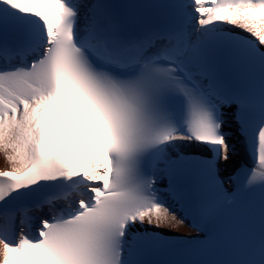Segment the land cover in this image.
I'll list each match as a JSON object with an SVG mask.
<instances>
[{
  "label": "snow or ice",
  "instance_id": "snow-or-ice-1",
  "mask_svg": "<svg viewBox=\"0 0 264 264\" xmlns=\"http://www.w3.org/2000/svg\"><path fill=\"white\" fill-rule=\"evenodd\" d=\"M156 7L191 12L179 27L137 31L107 5L81 27L76 0H0V264H264V199L258 228L233 237L226 259H147L158 238L133 232L183 223L156 187L162 177L209 217L233 204L219 169L233 103L245 131L255 124L246 183L264 192V0ZM68 115L103 141L88 166L73 155ZM197 144L213 159L182 151ZM26 203L49 208L34 232L15 223Z\"/></svg>",
  "mask_w": 264,
  "mask_h": 264
},
{
  "label": "bare ground",
  "instance_id": "bare-ground-1",
  "mask_svg": "<svg viewBox=\"0 0 264 264\" xmlns=\"http://www.w3.org/2000/svg\"><path fill=\"white\" fill-rule=\"evenodd\" d=\"M221 27L222 28H231L230 26H227V25H222ZM72 133L75 134L74 132H72ZM229 139L230 140L233 139L235 141V143L230 148V152H229L230 159L227 162H225V164H227V166H228V170L234 169L240 163H249L250 157H249V152H248L247 146H245L237 136H235V137L231 136V137H229ZM201 147H202V145L197 144V145L190 146L186 149L187 150H199ZM0 167H2V168L8 167V164H7L3 154H0ZM176 215H177V220H181V218L179 217V215L177 213H176ZM137 225L139 228H142V227L156 228V227L148 226L147 224H145V225L137 224ZM0 226H2L1 222H0ZM159 229H164L165 231H167L169 233H187V234L192 233V235L197 233L196 230H194L192 227H190L189 224L187 223V221H185V220H183L182 224L164 225V226L159 227Z\"/></svg>",
  "mask_w": 264,
  "mask_h": 264
}]
</instances>
